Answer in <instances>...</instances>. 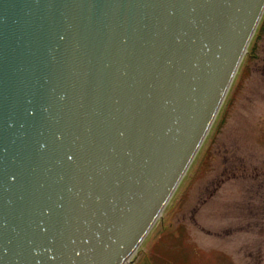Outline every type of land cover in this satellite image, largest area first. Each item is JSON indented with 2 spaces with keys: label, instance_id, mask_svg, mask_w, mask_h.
Returning <instances> with one entry per match:
<instances>
[{
  "label": "water",
  "instance_id": "95a60500",
  "mask_svg": "<svg viewBox=\"0 0 264 264\" xmlns=\"http://www.w3.org/2000/svg\"><path fill=\"white\" fill-rule=\"evenodd\" d=\"M264 0H0V264H127L208 134Z\"/></svg>",
  "mask_w": 264,
  "mask_h": 264
},
{
  "label": "rangeland",
  "instance_id": "374dc122",
  "mask_svg": "<svg viewBox=\"0 0 264 264\" xmlns=\"http://www.w3.org/2000/svg\"><path fill=\"white\" fill-rule=\"evenodd\" d=\"M127 264H264V12L208 134Z\"/></svg>",
  "mask_w": 264,
  "mask_h": 264
}]
</instances>
